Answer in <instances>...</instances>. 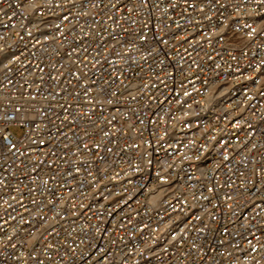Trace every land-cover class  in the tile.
I'll list each match as a JSON object with an SVG mask.
<instances>
[{"label":"built area","instance_id":"built-area-1","mask_svg":"<svg viewBox=\"0 0 264 264\" xmlns=\"http://www.w3.org/2000/svg\"><path fill=\"white\" fill-rule=\"evenodd\" d=\"M0 264H264V0H0Z\"/></svg>","mask_w":264,"mask_h":264},{"label":"rangeland","instance_id":"rangeland-1","mask_svg":"<svg viewBox=\"0 0 264 264\" xmlns=\"http://www.w3.org/2000/svg\"><path fill=\"white\" fill-rule=\"evenodd\" d=\"M12 131L16 136H21L24 132L23 128L21 127H13Z\"/></svg>","mask_w":264,"mask_h":264}]
</instances>
